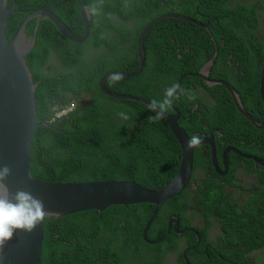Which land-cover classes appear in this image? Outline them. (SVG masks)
I'll list each match as a JSON object with an SVG mask.
<instances>
[{
    "label": "trees",
    "instance_id": "1",
    "mask_svg": "<svg viewBox=\"0 0 264 264\" xmlns=\"http://www.w3.org/2000/svg\"><path fill=\"white\" fill-rule=\"evenodd\" d=\"M80 2L7 0V7L15 3L20 12L8 17L6 37L11 38L28 13L45 9L80 38L84 32ZM262 4L263 0H87V9L94 11L88 10L89 35L83 43L71 42L49 20H42L34 47L24 56L32 80L37 83L36 119L50 123L33 131L29 154L32 177L50 183L133 181L158 190L175 175L180 149L166 121H150L148 117H154L156 112L139 102L111 98L98 86L106 74L138 70L139 34L152 20L168 13L183 14L208 24V28L173 18L159 20L142 41L143 71L129 79L106 80L105 90L162 102L165 90L186 74L173 101L181 114L190 104L188 97L183 100L182 95L189 90L187 96L194 93L197 101L196 90L201 87L214 101L210 106L204 105L210 113L207 125L221 127L216 118L225 119L222 132L231 134L230 145L237 146L240 140L248 139L264 144V131L237 110L228 90L222 85L208 86L196 76L215 56L208 77L230 84L244 111L256 125L260 123ZM34 25L32 19L24 27L27 41L33 38ZM51 58L59 68L48 65ZM50 70L53 73H48ZM72 103L75 105L71 112L55 117L57 110ZM197 118L193 114L190 119L194 130L202 126L195 123ZM205 155L204 161L209 163V153ZM195 160L199 162L198 157ZM196 171L193 170L192 179ZM254 171L256 182L251 187L232 178L227 180L226 184L237 190L239 201L209 177L196 183V192L201 193L193 205L184 192L166 201L148 227L146 239L155 241L162 237L171 217L186 222L185 213L196 207L206 223H210L208 216L215 217L221 229L218 242L230 237L231 244L236 245L231 252L233 262L256 264L246 254L264 248V167L258 165ZM153 209L151 204L114 205L102 212L91 210L57 220L45 219L40 264H129L136 260L138 264H162L178 236L169 233L156 245L143 240L142 230Z\"/></svg>",
    "mask_w": 264,
    "mask_h": 264
},
{
    "label": "water",
    "instance_id": "2",
    "mask_svg": "<svg viewBox=\"0 0 264 264\" xmlns=\"http://www.w3.org/2000/svg\"><path fill=\"white\" fill-rule=\"evenodd\" d=\"M86 1L81 0L79 5V13L84 27L83 35L80 38L74 36L54 13L49 10L38 9L28 13L19 22L11 38L8 39L5 33L7 19L11 14L20 12V10L15 3L11 7H7V0H0V168L7 167L10 170L3 184L7 188L9 199L17 191L22 190L30 192L34 197L42 200L45 209L49 211V215L45 219L57 220L60 217L91 210L102 212L114 205H154L152 214L142 230V238L148 244L156 245L162 243L169 235L172 223L175 234L181 235L186 231H179L177 220L170 219L168 228L162 237L155 241L146 239L147 229L162 205L179 195L191 182L193 155L188 146L190 139L185 131L178 126L177 115H170L165 112L163 119L168 124L182 151L179 167L170 181L158 190L147 189L133 181L50 183L34 179L30 172L29 154L33 131L37 126H49L50 123L36 119L35 89L37 83L32 80L24 56L34 47L38 26L42 20H49L71 42H85L89 35L90 24V12L87 9ZM262 14L264 18V0ZM164 18L178 19L197 25L193 19L175 13H168L152 20L144 27L137 39L138 70L130 74H119L121 79L136 77L143 71L145 65L142 50L143 38L153 25ZM32 19H35L33 38L31 41H27L24 27ZM214 59L215 56L204 65L196 76L200 77L208 86H224L231 94L237 110L252 124L256 125L244 111L241 99L231 85L223 80H212L208 77ZM204 71L207 72V75L204 74ZM115 74L110 73L102 76L98 83L99 89L111 98L139 102L148 107L151 102L145 99L107 92L104 88V82L110 80ZM259 85V94L264 110V59ZM155 112H160V108L156 107ZM256 126L264 131V111L261 122ZM200 144L212 146V137L210 136L208 140L201 139L198 145ZM195 147L196 145L192 146V148ZM212 154L214 162L213 149ZM258 163L264 167V162L258 161ZM193 187L194 184L192 183L190 188L193 189ZM43 232V221L30 232L15 230L12 238L0 245V264H40Z\"/></svg>",
    "mask_w": 264,
    "mask_h": 264
},
{
    "label": "flooded vegetation",
    "instance_id": "3",
    "mask_svg": "<svg viewBox=\"0 0 264 264\" xmlns=\"http://www.w3.org/2000/svg\"><path fill=\"white\" fill-rule=\"evenodd\" d=\"M193 20L196 21L195 19ZM196 23V26H198L199 28H208V24H202L199 21H196ZM110 36H114L112 32L110 33ZM204 74L207 75V72L204 71ZM184 78H186V74L181 75L178 78L176 85L180 86L181 80H183ZM190 87L193 88V86L191 85ZM196 92L197 101H195L194 99L189 100L190 104L188 103L186 105L184 114H181L179 112L178 108L173 105V102L166 111L167 114L177 115V124L185 131L189 139L192 136H198L200 140H208L210 136L212 137V146L210 144H200L196 145L195 148L190 147L193 155V170L197 169L192 180L195 182V184H200L203 178L205 181L209 177L219 186L223 185V190L226 191L229 195L232 187L228 186L226 183H228L227 180H230L231 178L234 182L242 184L246 187L255 185L256 173L254 170L255 168H257L258 161L262 160V156L264 154L263 142L257 143L255 139H248L246 142L244 140H240V145H230L231 142H228V139L230 138L231 134L227 131L222 132L226 124L225 119L223 121L222 118H216L218 122H221V127H210L209 125H207V117L210 115V113L208 112V109H205L204 105L210 106L214 103L210 94L201 87H199ZM187 94H189V90L182 95L183 100H187ZM180 107L183 108V106ZM188 108H190V111H188ZM201 111L204 112L201 113ZM193 114H196V116L198 117L195 120L197 126L199 124H202L201 128L197 127L196 130L190 127V125L193 124V122L190 121ZM247 115L251 118L249 114ZM246 119L249 120L248 118ZM212 149L215 156L214 162L212 160ZM207 152L210 156V162L206 163L204 169L203 163L205 160L204 158L206 157L205 154ZM181 154L182 151L180 149V153L177 156L179 157V163ZM197 157L199 158V162L195 160ZM179 163L177 169L179 167ZM244 176H249L248 180L244 181L242 179ZM196 191L197 189L192 190L191 188H189L185 189L181 193L184 192L185 195L188 196L189 203L193 205L195 202V198L197 200L198 196L201 193L200 190L198 192ZM230 197L236 201L233 195H230ZM208 218L210 220V223L205 222V218L200 212V209L196 207L189 208L185 213L184 220L186 222L180 223L177 218H169L168 222L170 219L177 220L179 231H186L181 235H177L173 232L174 224H171L169 233H174L176 236H178V239L173 243L174 249L168 250L166 252L162 264H165L169 258H171L170 264H236L235 262H233V260H235V258L233 257L234 255H231V252L235 249L236 245L231 244L230 237H226V241L218 242L216 238L221 231V229L219 228L220 225L212 215L208 216ZM213 218L216 224L213 223ZM168 222L166 224V230L168 228ZM163 250L166 251L167 247H164ZM249 253L251 252H248L247 254ZM129 264H138V262L136 260L133 263Z\"/></svg>",
    "mask_w": 264,
    "mask_h": 264
},
{
    "label": "clouds",
    "instance_id": "4",
    "mask_svg": "<svg viewBox=\"0 0 264 264\" xmlns=\"http://www.w3.org/2000/svg\"><path fill=\"white\" fill-rule=\"evenodd\" d=\"M88 10L94 11V9ZM120 79L121 76L119 74H115L111 77L113 82ZM178 89L179 85L173 84L171 87L165 90V95L162 102L157 100L151 101V103L148 105L149 111L155 112V109L158 106L160 108V112H156L154 117H148L150 121H157L164 117L165 112L171 106L174 99L177 98V95L175 94L177 93ZM183 92L184 90L180 89V93L183 94ZM188 99H195V94L193 93L188 95ZM199 143L200 138L198 136H192L188 142V146L192 147L198 145ZM260 162H264V160L262 159ZM206 163V161L203 163L204 169ZM9 171L10 170L7 167L0 168V245L10 240L15 230H24L30 232L39 223L44 221L47 215H49V211L45 209L43 201L34 197L30 192L22 190L17 191L14 196L9 199L7 188L3 184V181L9 175ZM192 183L194 184L193 189H196V184L192 178L186 189L190 187Z\"/></svg>",
    "mask_w": 264,
    "mask_h": 264
},
{
    "label": "rangeland",
    "instance_id": "5",
    "mask_svg": "<svg viewBox=\"0 0 264 264\" xmlns=\"http://www.w3.org/2000/svg\"><path fill=\"white\" fill-rule=\"evenodd\" d=\"M48 65L49 66L53 65L56 68L60 67L59 65H56V61L54 60V58L50 59ZM48 73H53V70H50ZM241 175H243V174H241ZM248 178H249V176L248 177L244 176L242 179L244 181H246V180H248ZM230 194L233 195V197L239 201V196H238L237 190L231 188ZM212 221L214 224H216L214 218L212 219ZM247 256L249 257L250 260L255 261L256 264H258V263L262 264L264 262V248L260 249V250L253 251V252L247 254ZM170 261H171V258H169L165 264H170Z\"/></svg>",
    "mask_w": 264,
    "mask_h": 264
},
{
    "label": "built area",
    "instance_id": "6",
    "mask_svg": "<svg viewBox=\"0 0 264 264\" xmlns=\"http://www.w3.org/2000/svg\"><path fill=\"white\" fill-rule=\"evenodd\" d=\"M74 103L66 106L65 108H60V110H57L55 113L56 118H60L61 116H65L67 113L71 112L74 109Z\"/></svg>",
    "mask_w": 264,
    "mask_h": 264
}]
</instances>
